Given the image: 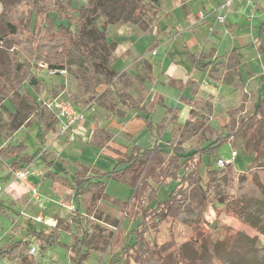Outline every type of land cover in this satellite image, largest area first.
Here are the masks:
<instances>
[{"label": "rangeland", "instance_id": "374dc122", "mask_svg": "<svg viewBox=\"0 0 264 264\" xmlns=\"http://www.w3.org/2000/svg\"><path fill=\"white\" fill-rule=\"evenodd\" d=\"M202 2L208 4L206 0H158L157 6L161 8L160 17L162 19H160L159 25L162 34L158 38L152 34L154 25L149 21L150 17L144 14H134L133 9L136 5L126 3L125 0H118L116 3L107 1L105 6L101 7L102 16H97L85 31L81 32V43L87 47L88 43L100 37L103 23L106 22L104 32L109 34L105 37L107 42L110 39L114 41L117 39L121 45L126 42L123 32L133 33L135 36L134 49L139 55L145 54L147 50H154L151 53L153 56L148 54L141 57L153 64L149 79H147V74L150 71V65L146 61H132V58L128 56L124 61V65L130 64L127 72L123 71L115 81L117 87L124 89L129 94L132 103L153 100L154 95H157L151 110L152 125L150 129H148L146 121L142 118H135L132 111L123 119H118L115 116L107 119L104 109L98 103L99 96L105 90V85L102 84L100 77L91 75L75 56H72L66 64L64 76H50L49 69H46L34 53L24 47L1 41L2 23L0 19V77L6 75L9 79H14L17 76L14 68L9 64L8 53L18 55L21 61L26 60L30 63V73L34 71L38 75L40 83L47 87L44 89L45 87L31 85L30 75H21L18 81L21 93L31 95L36 101L46 100L52 96L66 98L72 102L75 100L79 107L86 110L85 116H88L83 123V134H73L72 137H69L70 141L68 142L64 137L52 138L53 141L57 140L52 145V139L45 137L47 134L45 127L53 131L50 133L52 137L58 133L56 128H52L48 124V115L43 119L44 126L41 127L30 120L29 108H17L9 101L0 99V107L2 105L6 107L4 120L9 128L8 132L0 136V148L19 141H23L27 145V152L36 161L33 167H25L28 173L27 181L29 184H34L33 186H36L39 193V199L34 201L35 204L28 201L25 206H19V203L25 201L12 200L6 193L3 195L5 185L0 182V199L2 196L7 198L1 205L3 213L0 212V245L8 242L11 237L18 240L24 239V231L29 227H33L37 231H45L49 228L50 216L53 213L63 214L68 208L71 209L63 202L55 200V196L48 188V178L41 180L42 172L38 169L41 166L39 154L45 147L48 149L51 147L60 157V160L54 159L51 166L54 172L67 175L66 181L68 182L74 174L82 173L87 168L101 173H109L113 169L123 168L125 165L117 164L118 153L129 156L135 146L149 149L155 146L157 141H161L162 144H178L185 152L189 151L190 147L200 146L202 137L192 136L186 125L188 106L180 100L181 96L185 99L189 96V88L178 89L164 80L163 73L167 72L172 63L175 70L169 71L170 76L184 79V83L191 79L196 80L201 86L214 88L217 101L214 103L209 117L211 127L227 126L229 131L236 129L237 119L249 112L250 107L246 105V101L255 96V102H257L260 94L264 95V53H261L264 51V47L260 45L256 47L253 42L257 38L258 26L253 25L244 30L246 34L242 36V39H239L241 34L234 32L236 37H233L231 35L232 28L226 24L224 28L227 37L221 39L224 40V43L220 52L223 54L226 50L240 46L243 47L240 54L238 56L230 55L226 58L220 64L222 66L215 68L213 72L215 74L212 73V77L207 71L195 70L191 64L189 53L203 51L206 36L213 33L210 28L212 22H207L204 26H199L191 32L186 16L187 14L192 16L196 11H201L204 8ZM212 2L214 0H211L210 3ZM86 4L87 0H73L72 2L74 8L77 9ZM148 5L152 6V4ZM27 8L28 6L21 4L19 11H25ZM104 10H109L108 18L105 16L106 14L102 13ZM2 12L3 7L0 3V15ZM235 16L240 19L241 11L235 13ZM76 19L77 15H74V20L70 22L72 32L76 31ZM232 24L234 25V23ZM217 29L218 27L215 28V30ZM218 33L214 34L220 39L222 32L219 35ZM101 45L95 41L96 49H100ZM208 50V47L205 48V52ZM129 73H132L133 76ZM250 76L252 82L249 81L250 83L247 85ZM211 79L214 82L210 81ZM202 94L206 98L211 97L214 102L210 93L203 91ZM84 101L87 102L86 105L81 103ZM174 110L178 114L177 131L172 130V126H167V124L159 128L163 119ZM119 113L120 111L115 115H119ZM253 140L255 142L259 140L260 143L264 140V122L252 134L243 132L222 143L214 153L202 157L203 164L198 173L201 184L206 179L207 165L218 168L217 161L219 159L231 161L232 151L236 152L232 164L224 168L226 185L221 183L222 176H220L219 185L209 186L207 189V198L203 204L200 187L193 186L186 192L188 202L184 208L185 214L193 216L196 210H202L201 218L204 226L201 233L194 232L187 225L170 218L157 231L151 230L146 235L150 245L162 251L165 262L172 263L179 258L178 255L182 253L184 245L190 249L192 243L196 247L199 243H204L206 247H209L208 252L212 258L213 255L216 256L221 264H264V233L261 232L264 228V151L261 144L256 145V149L252 143ZM146 166L147 163L144 160L139 161L137 171L141 175L142 181L148 179V183L155 188L154 196L148 202L151 209H155L159 203L169 199L176 182L170 181L167 184L158 185L157 180L151 178L155 167L146 168ZM6 172H8V159L0 157V176L6 175ZM13 181L20 183L15 179V176ZM103 182L106 186L107 198L96 204V215L102 221L106 217L114 219L115 226L112 229L115 231V235L122 231L127 241L132 242L134 240L132 231L136 228L139 220L133 218V212L131 216H125L121 207L115 204L118 202L125 207L128 206L133 200L134 188L118 182L114 178L105 177ZM65 193L66 189L64 188L60 194L61 198L65 196ZM29 199L31 201V198ZM114 201L116 202L114 203ZM135 205L133 203L131 209L135 208ZM239 207H242L245 219L246 217L259 219V225L262 228H255L256 226L247 221L246 223L238 221L234 215L237 211L242 210ZM37 217H41V221L38 222ZM14 225H17L18 229ZM237 234H240L241 238L236 239ZM241 234L249 238L255 237V242L252 244L250 239L246 242ZM58 235L60 244L51 243L44 257H40L36 253L34 256H26V259L17 257L12 261L4 262L6 264H72L70 262L71 254L65 247L72 243L71 236L65 231H60ZM236 240L239 241V244ZM114 253L116 256L119 255L117 251ZM197 255L200 256L196 259L191 256V260L195 259L197 264L205 261L208 264H220L219 260L215 258L211 262L207 253L205 256ZM116 260L118 259L112 256L109 250L105 252L92 251L85 264L122 263L120 259L119 262Z\"/></svg>", "mask_w": 264, "mask_h": 264}, {"label": "trees", "instance_id": "16d2710c", "mask_svg": "<svg viewBox=\"0 0 264 264\" xmlns=\"http://www.w3.org/2000/svg\"><path fill=\"white\" fill-rule=\"evenodd\" d=\"M107 1L116 3L118 0H87V4L78 9L72 5L73 0H0L3 7V12L0 15L2 23L1 41L28 49L49 70L65 69L72 56H75L91 75L100 77L102 84L105 85V90L98 98L101 107L109 112H116L121 108V116H125L129 110L141 112L148 129H150L152 125L150 113L155 102H147L143 106L130 104L129 95L115 84L118 73L112 67L114 44L106 41L107 34L104 32L106 22L103 23V31L99 38L88 43L87 47L81 43V32L85 31L95 18L101 15V7H104ZM125 2L136 5L133 9V13L136 15L144 14L149 16L151 20L152 18H159L156 7L158 0H125ZM21 4L28 6V8L25 11H19ZM148 4H152V6ZM108 12L109 10L102 11L106 17L109 16ZM74 15H77L75 20L76 31L72 32L70 22L74 20ZM95 41L97 44H102L100 49L95 48ZM8 55L9 64L14 68L17 76L14 79H9L6 75H1L0 99L9 101L17 108H29L34 111V116L40 118L44 108L34 98L21 93L18 81L21 75L28 74L31 85L43 86V83H40L38 75L34 71L30 73L31 65L28 61H21L18 55L10 53ZM189 58L193 68L198 71L205 70L215 63L213 61L201 65L196 54L189 53ZM171 84L179 87V89L187 86L192 88L193 99H185L181 96L180 100L190 107L186 125L193 137H202L200 146L190 147L189 151L185 152L178 144H162L161 141H157L152 148L142 149L135 146L129 156L119 157L117 164L125 165L123 168L113 169L109 173L85 170L72 179L71 192L62 201L72 207L70 212L65 216L54 215V224L45 231H37L31 227L24 231V239L18 240L11 237L7 244L0 247V264H6L4 261H12L21 256L22 259H26L27 252L32 245H35L37 255L44 257L51 243H59L58 233L60 231L68 232L71 236L72 243L65 245V247L71 254L70 262L72 264H85L90 252H105L106 250H109L112 256L118 259L116 262L121 260V264H197L195 259L200 256L197 254L205 256L206 253L211 262L214 258L218 259L214 255L212 258L208 252L209 247H206L204 243H199L197 247L192 243L190 249L184 245L182 253L178 255L179 258L172 263H167L162 256V251L153 248L146 235L151 230L157 231L170 218L187 225L194 232H202L204 226L201 218L202 210H196L193 216L185 214L184 208L188 202L187 190L193 186L200 187L203 204L207 198V189L209 186L219 185L220 176H222L221 183L224 185L227 183L225 167L212 168L211 165H207L206 179L201 184L198 173L203 164L202 157L214 153L222 143L239 136L243 132L252 134L259 129L264 122V98L259 100L256 105L252 104L249 112L237 119L236 129L229 131L227 126L211 127L209 117L213 103L210 99L199 95L198 85L195 81L188 80L186 83L173 81ZM82 103L87 104L86 101ZM3 110L4 107L0 109V131L8 128L3 122ZM174 113L170 119H164L159 124V128L171 123L174 124V131H177L175 124L178 115L176 112ZM252 143H254L255 148L256 145L261 144L264 151V140L261 143L259 140L258 142L253 140ZM22 149L23 146L19 145L14 150L21 152ZM49 154L45 155L44 161H47ZM141 160L147 163L146 168L155 167L151 173V178L157 180L158 185H164L170 181L176 182L169 199L159 203L155 209H151V206L148 205L154 196L155 188L148 183V179L142 181L143 179L137 171ZM31 162L32 160L26 156L17 162L12 161L10 164L11 174L29 166ZM50 167L51 162L48 163L47 169ZM45 176L51 179L55 178V175L50 171H47ZM105 177L114 178L118 182L134 188L133 200L128 206L125 207V205L114 201V203L116 202L115 205L121 207L120 209L123 210L125 216H131L133 212V218L139 220L136 228L132 231L134 234L132 242L127 241L122 231L115 235L116 233L112 229L115 226L114 219L106 217L102 221L96 215V204L107 198L106 186L103 182ZM133 203L136 205L135 208L131 209ZM239 208L242 209V207ZM234 216L241 223L247 221L256 226L255 228H262L259 225V219L254 217H252L253 220L250 217L245 219L243 209L237 211ZM261 232L264 233V228ZM243 237L247 242L248 238ZM237 238H241L240 234H237ZM250 241L253 244L255 238L250 239ZM236 242L239 244L238 240ZM115 251L119 253L118 256L115 255ZM191 256L195 257L194 263ZM219 262L221 264L220 260ZM200 264H208V262L205 261Z\"/></svg>", "mask_w": 264, "mask_h": 264}, {"label": "crops", "instance_id": "0c3cea01", "mask_svg": "<svg viewBox=\"0 0 264 264\" xmlns=\"http://www.w3.org/2000/svg\"><path fill=\"white\" fill-rule=\"evenodd\" d=\"M206 1L208 2L207 5L202 2V4L204 5V8L201 10V11L204 12V18L203 19H201L199 17V12H201V11H196L192 16H191V14H190V16H188V14H187L186 17L188 19V28L191 30V32H193L194 30H196V28H198L199 26H204L207 22L208 23L209 22H212V25H211L210 28H211V30H213V33L212 34H208L206 36V38L204 40L205 41L204 42L205 43V47L203 48V51L190 53V54H196L197 55V57L200 60V64L201 65H205L207 63H210V62L215 61V63L213 65L208 66L205 70L203 69L202 71H200V72H204V71L206 72L207 71L208 74L210 75V77H212V73L214 72V70H215L216 67L222 66L220 64L223 63V61L226 58H228L230 55H232V56L233 55L238 56L240 54V52H241V49L243 48V47H240V46H237L236 48L232 46L233 48H231L230 50H226L223 54H221L220 50H221V48L223 46V43H224V40L222 41L221 39L222 38L225 39V37H227V35H226L227 33H226L225 28H224V25H226V24L227 25H230L229 27L232 28L231 29V32H232L231 35L233 37H236V35L233 34L234 32H239L241 34L239 36V39H242V36L244 34H246V33H244V30H247V28H250L253 25L258 26V32L256 33V35H257L256 37L257 38L254 39L253 42H254V45L256 47L259 46V45L261 47H264V0H244V1L240 2V3L233 2L232 3L233 6L231 5L230 9L228 10V12H227V18L225 19V22L223 24H220V23H216L215 22L214 9L217 6H219L221 3H223V2H225L227 0H221V1L214 0V2H212V3H210L211 0H206ZM247 1H249L248 3H250L251 6L247 3ZM156 7L158 8L157 5H156ZM239 10L241 11V15H242V17L240 19H239V17H236L235 16V13H238ZM160 11H161V8H158V16H159V18H156V19L155 18H152V20L149 19V21L152 22V24L154 25L153 26L154 29H152V34L155 35L156 38H158V36H160L162 34V32L159 30V25H160V22L162 20L161 17H160ZM251 13L253 14V17L252 18L250 17ZM238 20H240V21H238ZM232 23H234V25ZM217 27H218V29H217L218 31L215 30V28H217ZM217 32H219L218 35L220 34V32H222V37L220 39L216 36V34H214V33H217ZM123 34L126 36V38H125L126 39V42L123 43V44H121V45L118 43V40L117 39L115 41L113 39H110L108 41L109 43H113L114 44V47H115L114 50H113V63H112L113 69L115 70V72L118 73V75H120L123 71H126L127 72L128 66L130 64L129 65H124V61H125L126 57L130 56L132 58V61H135V62L137 60L146 61L150 65L151 68H150V71L147 74V79H149L148 77H150V75L152 74V66H153V64L150 63L149 61H147L146 59L141 58V57L144 56V55H148V54L150 56H153L151 53L154 50H151V51L147 50V52H145V54L139 55L138 52L134 49V46H135L134 43H133V40L135 38L134 34L133 33L128 34V33H124V32H123ZM107 36H109V34H107ZM207 47H208L209 50H208V52H205V48H207ZM261 53H264V51L261 52ZM154 54H155V52H154ZM172 70H175V66H173V63L169 66V68L167 69V72L163 73L164 74V80H165V82L168 83V84H171L173 81H182V82H184L183 81L184 79L174 78V77L170 76L171 73L169 71H172ZM214 74L215 73H213V75ZM129 75L133 76L132 73H129ZM210 81L214 82L213 79H211ZM249 81L252 82L251 76H250V78H248L247 85L250 83ZM195 82L198 85L199 95L201 97H203V98H206L202 94L203 91L210 93L211 96L214 98V102H213V100H212L211 97H208V99L210 98L211 102L214 105V103H216V101H217L216 100V94L213 91L214 88L213 87H205L203 85L201 86V84H199L196 80H195ZM37 87H39V86H37ZM40 87L44 88L45 85L40 86ZM46 88L47 87H45L44 89H46ZM186 88H189V91H190V94L187 97V99H193V97L191 95L192 94L191 93V89L192 88L189 87V86H187ZM178 89H179V87H178ZM22 94L25 95L24 93H22ZM26 95H29V94H26ZM48 95H50V93H48ZM29 96L32 97L31 95H29ZM53 97H55V96H52V98ZM32 98H34V97H32ZM156 98H157V95H154L153 100H147V101L143 100V101H137L135 103H132L131 101H129V102H130V104H138L140 106H143V105L146 104V102H153V101L155 102ZM263 98H264V95H261L260 94L257 102H259V100H261ZM64 100L65 101H68L66 98ZM129 100H130V96H129ZM255 101H256V97L253 96L250 100H247L246 101V105H248V107H250L252 104L253 105H256L255 103H257V102H255ZM68 102H70L77 110H83V107H79L76 104V101L75 100L73 102L72 101H68ZM186 106H188V105L186 104ZM2 107H4V110H3V122L6 123L5 120H4L6 107L4 105H2L0 107V109H2ZM101 108L104 109L103 107H101ZM151 110H152V108H151ZM212 110H213V108H212ZM119 111H120L119 115H115V113L116 112H119ZM130 111L134 112L135 118H137V119L138 118L144 119V115L141 112H138L137 113L134 110H129L128 113ZM189 111H190V107L188 106V114H189ZM104 112L106 113V116L105 117L107 119L110 118V117H113V116H115L118 119L119 118L123 119V118H125L128 115V113H127L125 116H123V115L121 116L120 115L121 112H122V109L121 108H119L116 112H109V111H107V110L104 109ZM174 112H176V111L169 112V115L165 119H167L168 117H169L168 119H170L175 114ZM30 113H31L30 120L32 121V123H35L36 122L41 127L44 126L43 125L44 124L43 119L45 118V116H47V115L49 116L48 119H47V122H48V124L52 128L53 127L56 128V131H57L58 134H56L57 136L55 135L54 137H52V134H50V133L53 132V131H51V129L49 130V128H46L45 127L46 132H47V134L45 136L46 138L52 139V138H56L57 137V139H58L59 137H64L67 142L70 141L69 137H72L71 136V131H68V132L63 133V134L59 132V130H58V120L56 119L55 114L53 112H49V111L44 110L43 111V114H42V116L40 118L34 116V111H32L31 109H30ZM150 116H151V113H150ZM86 117H88V116H85L82 121H80V122H78L76 124V133L83 134V132H84L83 131V127H84L83 126V123L85 122V118ZM6 125H7V123H6ZM175 125H178V120H177V122H176ZM167 126H172V130H174L173 129L174 124H171L170 123ZM8 131H9V128H7L5 130H1L0 131V136L2 134H4V133L8 132ZM56 141H53V139H52L51 140V143H53L52 145H54ZM48 144H50V143H48ZM19 145L20 146H23V149H22L21 152H17L18 148H17L16 151L14 150ZM27 148H28L27 145L23 141H19V142L14 143V144H9L5 148H0V157H5V158L8 159V172H6V175L3 174L2 176H0V182L3 185H5L4 193H2V194L5 195V193H6L10 197V199L15 200V201L18 200V199H19V201L24 200L25 202L24 203L21 202L22 204L19 203L18 204L19 206H25V204L28 201L31 202V203H33V204H35L34 201H38V200L32 199V197H31V191H30L31 188H33L35 190H37V189H36V186H33L34 184H29V182L27 181V177L28 176H26L25 183H22V182L18 183L17 181L16 182L13 181L14 173L11 174L12 171H11V168H10V164L12 163V161H16L17 162V161L21 160V158H23L24 156H26V157H28L29 159L32 160V162L29 165V167H33V164L36 161L34 160V157L31 156L27 152ZM48 153H50V154L47 155V161H44L43 158ZM120 154L121 153H118V155H119L120 158L121 157H124V156H127V155H120ZM39 156H40L39 163L41 164V166L38 169H39L40 172H42V175H41L42 179L41 180L43 181V179H46V178L49 179V185H48L49 191L55 196V198H56L55 200H59V202L61 203L63 201V199L71 192L70 187H71V184H72L71 183L72 179L75 176L80 175L81 172L80 173L78 172V173L74 174L70 178V181H68L69 182L68 183L66 181V176L67 175H65V174H58L57 172H54L53 169H52V166L47 169V166H48V163L49 162H51V165H52V163L54 162V159L58 158L60 160V157L57 155V153L51 147H50V149H48L47 147H45L42 150V152L39 154ZM79 169H80V166H79ZM85 170L91 171V170H94V169L87 168ZM47 171L52 172L55 175V178L51 179L50 177H46L45 176V173ZM37 175H38V172H37ZM64 188L66 189V193H65V196L63 198H61V195L60 194H61V192H62V190ZM29 198H31V201H30ZM4 199L6 200L7 198L2 196V198L0 199V212L1 213H3V210L1 208V205L3 204V200ZM68 207H70L72 209L71 206H68ZM68 207H66V208H68ZM68 209L63 214H60V213H55L54 214L53 213L50 216V222H49L48 226L50 227V226H52L54 224V220H53V216L54 215L65 216L71 210V209H69V210ZM103 225L107 226L106 224H103ZM14 226L16 227L17 225H14ZM16 228L18 229V227H16ZM29 228H31V227H29ZM41 231H43V230H41ZM246 238H248V239H254L255 237L249 238L248 236H246ZM8 242L2 243V245H0V247L3 246L4 244H7ZM34 247H35V245H34ZM36 253H37V249L35 247L34 254L33 255H29L28 252H27V256H34Z\"/></svg>", "mask_w": 264, "mask_h": 264}, {"label": "built area", "instance_id": "2783aa9c", "mask_svg": "<svg viewBox=\"0 0 264 264\" xmlns=\"http://www.w3.org/2000/svg\"><path fill=\"white\" fill-rule=\"evenodd\" d=\"M244 0H227L221 3L214 9V18L216 23L223 24L225 19L227 18V12L230 9L233 2H242ZM249 1H247L248 3ZM250 6L251 4L248 3ZM199 17L201 19L204 18V12H199ZM250 17H253L251 13ZM50 76H64L66 74L65 69H50L48 70ZM46 111L53 112L55 114L56 119L58 120V130L60 133H66L71 131V136L76 133V124L82 121L85 117L86 110H77L70 102L61 99L60 97L48 98L46 100H38L37 101ZM236 156V152L232 151L231 153V161H223L219 159L217 161L218 167L230 166L233 162V159ZM27 171L25 168L20 169L14 173L15 179L19 182L25 183V179L27 176ZM31 197L34 200L39 199V193L37 190L31 188ZM38 222L41 221V217H37ZM35 252V247L31 246L28 254L33 255Z\"/></svg>", "mask_w": 264, "mask_h": 264}]
</instances>
